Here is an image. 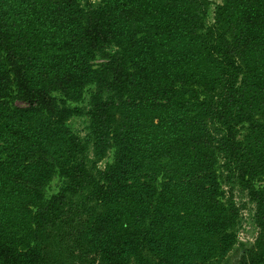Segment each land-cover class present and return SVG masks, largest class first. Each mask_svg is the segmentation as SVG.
Wrapping results in <instances>:
<instances>
[{
    "label": "trees",
    "instance_id": "16d2710c",
    "mask_svg": "<svg viewBox=\"0 0 264 264\" xmlns=\"http://www.w3.org/2000/svg\"><path fill=\"white\" fill-rule=\"evenodd\" d=\"M90 85L103 168L67 126ZM220 161L264 176V0L211 21L206 0H0V264H218L239 218ZM250 196L264 264V184Z\"/></svg>",
    "mask_w": 264,
    "mask_h": 264
},
{
    "label": "rangeland",
    "instance_id": "374dc122",
    "mask_svg": "<svg viewBox=\"0 0 264 264\" xmlns=\"http://www.w3.org/2000/svg\"><path fill=\"white\" fill-rule=\"evenodd\" d=\"M206 1L209 2V20L211 21L215 6L222 4L224 0ZM107 51H110V47ZM103 60L102 52H97L91 62L94 66H97ZM93 90L94 85L88 86L80 100L71 102V105L77 107L79 112L69 118L67 126L73 134L78 135L82 140H89L85 153L87 164L96 168H103L107 162L112 160V151L107 152L103 159H96L93 154L92 141L90 140V119L87 114L90 106V94ZM19 104L24 105L25 103L19 102ZM152 116L153 114L147 109L142 110L140 115L122 110L118 114L117 122L125 123L129 122V120H134V124L140 128L142 123L143 125H148ZM153 119L156 121L155 118ZM220 165L219 182L222 192L221 200L226 204L232 203L237 209L239 218L234 229V243L224 257L219 259L218 264H249V249L255 243V239L259 233V228L254 220L256 203L250 196V189L264 184V176L260 174H248L242 177L234 165L229 166L227 169L223 166V161H220ZM62 184L63 179L58 174H54L45 187V195L50 196L57 192Z\"/></svg>",
    "mask_w": 264,
    "mask_h": 264
}]
</instances>
